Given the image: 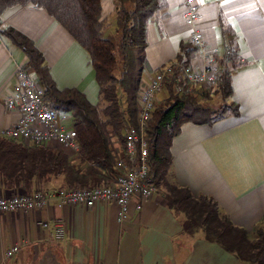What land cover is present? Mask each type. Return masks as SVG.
I'll return each instance as SVG.
<instances>
[{
    "label": "crops",
    "instance_id": "1",
    "mask_svg": "<svg viewBox=\"0 0 264 264\" xmlns=\"http://www.w3.org/2000/svg\"><path fill=\"white\" fill-rule=\"evenodd\" d=\"M102 2L107 19L113 9L116 17L113 1ZM167 2L148 26V66L142 74V87L151 81L155 70L180 61L184 47L195 48L185 17L187 0ZM194 2L199 7L196 25L210 50H217L223 59L231 44L243 63L231 76L236 110H228L211 123L184 122L172 140L168 184L158 186L147 199L135 192L123 220L114 201L93 206H60L54 201L41 209L0 210V264H256L242 262L201 231L193 236L186 234L182 216L166 199L174 186L186 187L195 196L213 199L250 238L264 227V0ZM7 26L35 42L58 87H77L91 102L99 101L100 87L88 51L44 6L8 8L0 17V29ZM17 63L28 66L27 55L0 31L2 128L14 124L20 116L5 103L6 95L18 84ZM187 63L201 69L206 59L195 48ZM59 183L60 179H55L49 185ZM44 188L38 182L33 190ZM20 191L25 190L10 189L0 180V195ZM43 221H62L65 236L56 239L53 228H44ZM17 243L20 248L6 257L5 252Z\"/></svg>",
    "mask_w": 264,
    "mask_h": 264
},
{
    "label": "trees",
    "instance_id": "2",
    "mask_svg": "<svg viewBox=\"0 0 264 264\" xmlns=\"http://www.w3.org/2000/svg\"><path fill=\"white\" fill-rule=\"evenodd\" d=\"M116 1L119 35L113 39L105 36L109 22L102 0H0V17L17 5L44 6L88 51L100 87L97 103L91 102L77 87H58L35 42L12 26L0 29L4 37L27 55L28 67L38 73L48 103L58 109L72 110L80 143L78 152L71 154L57 144H32L0 137V180L6 187L31 192L39 182L45 185L44 189L92 188L111 183L115 175L125 171L118 160L125 155V125L139 124L142 74L148 66L145 52L148 26L168 2ZM229 45V54L221 59L223 68L216 88L231 96L232 71L243 63L236 49ZM194 49L184 47L180 61L188 62ZM164 87L166 91L147 128L148 159L157 186L168 184L172 140L182 124L186 121L211 123L231 110L219 113L204 106L200 102L204 92L190 89L179 73L168 76ZM55 179H60L59 185H49ZM166 199L170 208L182 216L186 234L193 236L201 231L205 238L221 243L242 262L264 264V227L255 238H250L244 228L234 225L220 211L213 199L195 196L186 187L174 186L166 193Z\"/></svg>",
    "mask_w": 264,
    "mask_h": 264
},
{
    "label": "built area",
    "instance_id": "3",
    "mask_svg": "<svg viewBox=\"0 0 264 264\" xmlns=\"http://www.w3.org/2000/svg\"><path fill=\"white\" fill-rule=\"evenodd\" d=\"M185 17L191 28L190 43L205 57L206 64L198 69L187 62H169L159 68L148 87L141 88L139 124L138 126L126 124L124 127L125 155L119 158L118 164L125 171L115 175L111 183L92 188L36 189L31 192L20 191L0 195V210L41 209L54 201L60 206L66 204L93 206L100 201H114L120 207L119 219L123 220L128 215L129 201L135 192H140L141 196L147 199L158 190L154 181L155 174L151 171L148 159L147 128L160 100L159 95L164 89L166 78L179 73L189 88L215 85L223 68L217 50H210L203 31L196 25L199 7L194 0H187ZM229 52L227 48L225 55ZM16 65L18 84L6 95L5 103L7 109L17 110L20 116L14 124L0 127V137L32 144H57L71 154L78 152L80 143L73 125L72 110L58 109L50 105L45 99L44 87L39 82L38 73L22 63ZM180 89L181 87L178 86L177 90ZM41 225L44 228H53L56 239L65 236L66 227L62 221L53 224L43 221ZM19 248L18 243L13 245L5 252V256L10 257Z\"/></svg>",
    "mask_w": 264,
    "mask_h": 264
},
{
    "label": "rangeland",
    "instance_id": "4",
    "mask_svg": "<svg viewBox=\"0 0 264 264\" xmlns=\"http://www.w3.org/2000/svg\"><path fill=\"white\" fill-rule=\"evenodd\" d=\"M112 1L114 3V6H116L117 1L116 0H112ZM105 2H106V0H105ZM114 15H115V9L111 10V13H109V17H108L109 18L108 19L109 24L107 25V30L105 32V36L113 38V39H117L119 34H118L116 20H115ZM158 70H159V68L157 70H155V72H154V74H153V76L151 78V81L147 85L143 86L142 88H146L152 83V81H153V79H154V77H155V75H156ZM202 88H203V91H201ZM198 90H199V93H203L204 92V94H205L201 98L200 102L204 106H207V107L211 108L214 111H217V112L220 113L222 111H225L226 109L233 110L235 108L236 104L232 100L231 96L230 95H225V93L223 94L222 92H219L217 90V88H216V84L215 85H208V86L199 87ZM165 91H166V89L164 87L163 91L159 95L160 98L165 93ZM120 95H121L122 98H124V93L122 91H120ZM199 96H201V94Z\"/></svg>",
    "mask_w": 264,
    "mask_h": 264
},
{
    "label": "snow or ice",
    "instance_id": "5",
    "mask_svg": "<svg viewBox=\"0 0 264 264\" xmlns=\"http://www.w3.org/2000/svg\"><path fill=\"white\" fill-rule=\"evenodd\" d=\"M225 2H227V0H225Z\"/></svg>",
    "mask_w": 264,
    "mask_h": 264
}]
</instances>
